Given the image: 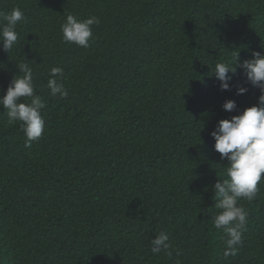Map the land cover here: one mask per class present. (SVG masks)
I'll return each mask as SVG.
<instances>
[{"label": "trees", "instance_id": "1", "mask_svg": "<svg viewBox=\"0 0 264 264\" xmlns=\"http://www.w3.org/2000/svg\"><path fill=\"white\" fill-rule=\"evenodd\" d=\"M17 7L0 95L27 63L45 126L28 147L0 106V264H264V174L238 201L248 222L225 257L213 185L229 165L210 135L261 94L235 56L264 53V0H0V13ZM68 14L99 18L88 48L63 41ZM218 62L236 68L228 90ZM52 67L66 98L50 94ZM161 232L170 247L153 253Z\"/></svg>", "mask_w": 264, "mask_h": 264}, {"label": "clouds", "instance_id": "2", "mask_svg": "<svg viewBox=\"0 0 264 264\" xmlns=\"http://www.w3.org/2000/svg\"><path fill=\"white\" fill-rule=\"evenodd\" d=\"M24 19L20 8H13L8 13H0V49L9 52L18 41L16 26ZM96 16L78 19L72 14L66 16L61 25L64 42L88 48L89 41L94 39L92 26L99 25ZM236 65L242 69L246 80L259 88L260 95L257 103L246 107L238 115L230 119L219 120L210 135L214 138V149L220 154L221 160L228 161L227 179L217 180L213 191L217 197L215 207L220 211L213 218L214 227L223 229L227 235L224 256H235L237 245L241 243L243 232L246 230L248 212L240 199L251 201L259 192L258 185L264 174V53L253 51L252 58L239 60V52L235 56ZM19 71L21 76H14L6 93L0 95V106L7 110L8 123L20 122L21 129L27 137L25 144L30 147L32 141L38 140L43 132L45 121L40 110L44 107L42 98L36 94L33 84V71L27 63H21ZM227 63L218 62L215 65V76L221 81L220 87L224 90L230 88L229 73L235 74ZM63 75L61 67H52L49 72L47 87L52 96L61 98L68 96V91L58 77ZM248 91L241 85L236 89L237 95ZM21 97L28 98L29 102H19ZM223 109L228 112L236 110L235 100L227 99ZM168 234L159 233L151 241L152 252L167 251L170 247ZM168 255H171L168 252Z\"/></svg>", "mask_w": 264, "mask_h": 264}]
</instances>
